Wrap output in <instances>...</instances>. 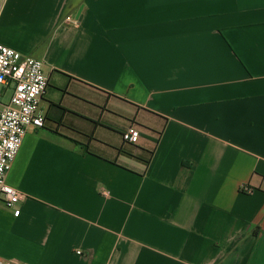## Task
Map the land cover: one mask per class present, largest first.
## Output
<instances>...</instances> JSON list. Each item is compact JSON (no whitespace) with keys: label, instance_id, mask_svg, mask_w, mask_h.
<instances>
[{"label":"crops","instance_id":"crops-1","mask_svg":"<svg viewBox=\"0 0 264 264\" xmlns=\"http://www.w3.org/2000/svg\"><path fill=\"white\" fill-rule=\"evenodd\" d=\"M0 43L48 79L1 261L264 264V0H0Z\"/></svg>","mask_w":264,"mask_h":264},{"label":"built area","instance_id":"built-area-1","mask_svg":"<svg viewBox=\"0 0 264 264\" xmlns=\"http://www.w3.org/2000/svg\"><path fill=\"white\" fill-rule=\"evenodd\" d=\"M47 77L40 59L23 57L15 49L0 43V200L13 209L18 216L17 203L22 194L7 183L6 177L20 149L27 130L42 127L44 118L39 111V103L47 86ZM10 89L7 102L3 95ZM139 132L129 126L123 133L124 142L135 144ZM0 264H7L0 260Z\"/></svg>","mask_w":264,"mask_h":264},{"label":"rangeland","instance_id":"rangeland-1","mask_svg":"<svg viewBox=\"0 0 264 264\" xmlns=\"http://www.w3.org/2000/svg\"><path fill=\"white\" fill-rule=\"evenodd\" d=\"M2 91V85L0 84V92ZM11 94V90L8 89L5 94L3 95V101L7 102L9 100Z\"/></svg>","mask_w":264,"mask_h":264}]
</instances>
